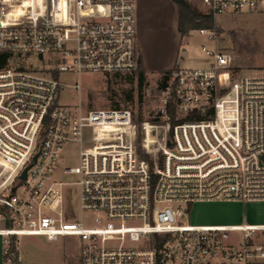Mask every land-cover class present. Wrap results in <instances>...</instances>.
Returning <instances> with one entry per match:
<instances>
[{
	"label": "built area",
	"instance_id": "built-area-1",
	"mask_svg": "<svg viewBox=\"0 0 264 264\" xmlns=\"http://www.w3.org/2000/svg\"><path fill=\"white\" fill-rule=\"evenodd\" d=\"M201 3L213 18L264 15V0ZM137 35L138 0H0L6 264L19 237L73 238L80 264H264V224L189 217L197 202H264V74L233 78V55L202 47L208 69L170 71L150 120L60 102L81 89L60 74H134ZM31 57L53 67L21 64Z\"/></svg>",
	"mask_w": 264,
	"mask_h": 264
},
{
	"label": "rangeland",
	"instance_id": "rangeland-1",
	"mask_svg": "<svg viewBox=\"0 0 264 264\" xmlns=\"http://www.w3.org/2000/svg\"><path fill=\"white\" fill-rule=\"evenodd\" d=\"M185 1L197 12L208 14L201 0ZM198 30L186 36L178 33L176 8L170 0H138L137 49L144 72L142 90L139 91L137 85L138 69L134 74L114 77L66 73L59 75L60 81L67 85L80 84L81 89L62 88L60 102L66 105L79 103L83 109L89 110L131 108L137 112L140 120H150L154 115L164 73L176 68L208 69L211 59L201 51L202 47L233 55V78L254 72L264 74V15L226 14L214 18L209 29L215 32L214 41L200 35ZM26 60L20 59L25 67H53L46 61L41 62L38 57ZM15 61L12 60V63ZM128 95L132 97L131 100L127 99ZM73 199L77 202L76 195ZM228 210V218L223 222L264 223V202L234 206ZM216 214L215 207L198 204L191 219L219 222L216 219L219 215ZM242 240L241 232H230L225 242L239 245ZM14 245L20 257L17 264H80L78 245L73 238L52 242L43 237H19Z\"/></svg>",
	"mask_w": 264,
	"mask_h": 264
},
{
	"label": "trees",
	"instance_id": "trees-1",
	"mask_svg": "<svg viewBox=\"0 0 264 264\" xmlns=\"http://www.w3.org/2000/svg\"><path fill=\"white\" fill-rule=\"evenodd\" d=\"M172 4L176 8V14H177V31L181 36H186L189 34V32L193 30L198 29H211L213 25V16L210 14H201L197 12L195 9H193L185 0H170ZM9 55L7 54H0V68L4 67L7 63ZM170 73V71H167L164 73L162 80L159 85V89H161L164 85V82L166 80V76ZM137 85L139 91L142 90V87L144 85V72L142 69V64L140 61V58L138 59V71H137ZM128 100H131L132 97L130 95L127 96ZM173 112L171 111V114ZM174 118V117H173ZM174 122V120H173ZM13 253L15 255L18 254V250H16V247L13 243L12 245ZM5 256H3V261L5 262ZM11 264H17L16 260H13Z\"/></svg>",
	"mask_w": 264,
	"mask_h": 264
},
{
	"label": "crops",
	"instance_id": "crops-1",
	"mask_svg": "<svg viewBox=\"0 0 264 264\" xmlns=\"http://www.w3.org/2000/svg\"><path fill=\"white\" fill-rule=\"evenodd\" d=\"M260 204V203H263V202H247V203H239V202H197V203H193L190 207H189V217H190V222L191 224H194V225H238L240 224L239 222H223V220H226L228 217L227 214H229V208L230 207H234V206H242V205H250V204ZM198 204H205L206 206H209V207H215V211L217 212L216 215H219L218 218L216 219H219L220 221L219 222H216V221H213V220H209V221H202V222H197L192 218V215L194 214V211H195V208H196V205ZM211 213H214L213 211H211ZM249 224L251 225H256V224H264V223H257L255 221H251ZM2 241H1V238H0V264H3L5 263L3 261V253H2Z\"/></svg>",
	"mask_w": 264,
	"mask_h": 264
},
{
	"label": "water",
	"instance_id": "water-1",
	"mask_svg": "<svg viewBox=\"0 0 264 264\" xmlns=\"http://www.w3.org/2000/svg\"><path fill=\"white\" fill-rule=\"evenodd\" d=\"M26 171H27V169L24 170V172H23V174H22V176H21L22 179H25V177H26Z\"/></svg>",
	"mask_w": 264,
	"mask_h": 264
}]
</instances>
